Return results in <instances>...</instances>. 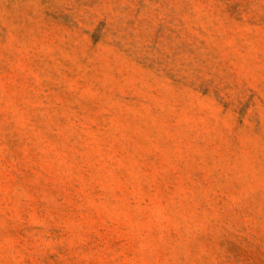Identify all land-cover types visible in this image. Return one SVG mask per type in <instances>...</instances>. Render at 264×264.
Returning <instances> with one entry per match:
<instances>
[{
    "label": "rangeland",
    "instance_id": "374dc122",
    "mask_svg": "<svg viewBox=\"0 0 264 264\" xmlns=\"http://www.w3.org/2000/svg\"><path fill=\"white\" fill-rule=\"evenodd\" d=\"M0 264H264V0H0Z\"/></svg>",
    "mask_w": 264,
    "mask_h": 264
}]
</instances>
